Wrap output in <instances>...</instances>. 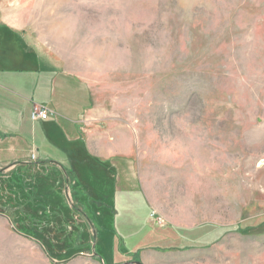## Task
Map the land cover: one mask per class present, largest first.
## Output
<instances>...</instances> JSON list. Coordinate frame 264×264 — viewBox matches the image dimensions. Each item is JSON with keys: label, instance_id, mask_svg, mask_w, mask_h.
<instances>
[{"label": "rangeland", "instance_id": "1", "mask_svg": "<svg viewBox=\"0 0 264 264\" xmlns=\"http://www.w3.org/2000/svg\"><path fill=\"white\" fill-rule=\"evenodd\" d=\"M2 27L0 264H264V0H0Z\"/></svg>", "mask_w": 264, "mask_h": 264}, {"label": "built area", "instance_id": "2", "mask_svg": "<svg viewBox=\"0 0 264 264\" xmlns=\"http://www.w3.org/2000/svg\"><path fill=\"white\" fill-rule=\"evenodd\" d=\"M49 114L50 111L44 104H37L32 107L30 112V118L33 121H41L48 118Z\"/></svg>", "mask_w": 264, "mask_h": 264}, {"label": "crops", "instance_id": "3", "mask_svg": "<svg viewBox=\"0 0 264 264\" xmlns=\"http://www.w3.org/2000/svg\"><path fill=\"white\" fill-rule=\"evenodd\" d=\"M4 24H6V23H4ZM6 25H8V24H6ZM0 33H1V34H3V33L7 34L8 31L5 29V27H2V28H0ZM30 97H32V96H30ZM30 97H29V99H30ZM30 101H31V104H32V102H33L34 100H30ZM36 101H37V102H41V103H43L42 99H36V100L34 101V103H36ZM49 111L51 112L50 109H49ZM50 115H51V113L49 114V116H50ZM47 121H48V118H46L45 120L37 121V123L42 125V124H46ZM14 135H15V136H12V137H20V135H17V134H14ZM13 139H15V138H13ZM18 140H19V138H18Z\"/></svg>", "mask_w": 264, "mask_h": 264}, {"label": "water", "instance_id": "4", "mask_svg": "<svg viewBox=\"0 0 264 264\" xmlns=\"http://www.w3.org/2000/svg\"><path fill=\"white\" fill-rule=\"evenodd\" d=\"M128 264H141L139 261L128 262Z\"/></svg>", "mask_w": 264, "mask_h": 264}]
</instances>
